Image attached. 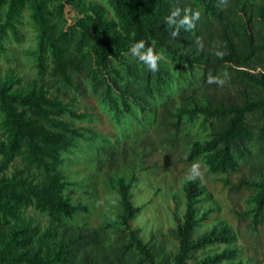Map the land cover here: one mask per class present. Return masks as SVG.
Returning a JSON list of instances; mask_svg holds the SVG:
<instances>
[{
  "label": "trees",
  "instance_id": "obj_1",
  "mask_svg": "<svg viewBox=\"0 0 264 264\" xmlns=\"http://www.w3.org/2000/svg\"><path fill=\"white\" fill-rule=\"evenodd\" d=\"M242 2L109 0L115 18H107L105 8L92 3L87 15L58 28L53 22L62 14L61 4L50 7L51 0H0V6H5L0 12V44L8 34L15 37V25L28 9L37 31L34 55L41 74L47 72L51 80L78 95L89 86L117 112L131 115V104H135L140 113L151 112L154 121L173 116L174 99L168 94L162 68L165 61L171 62L184 70L175 85L177 97L184 99L198 88L207 97L206 106L194 102L191 109L176 114L175 129H179L181 116H200L211 129L208 140L192 143L187 161L203 156L211 174L236 173L240 163L250 159L253 146L264 159V74L250 72L264 67V23L258 29L245 16L241 30L237 29ZM176 5L196 8L201 17L194 29H181L173 36L174 29L164 18ZM141 39L161 56L155 72L130 53V45ZM217 48L223 56L215 55ZM209 75L224 82L209 83ZM234 85L241 89L232 93ZM66 113L72 114L69 104L48 94L43 86L25 93L13 92L4 84L0 87L4 135L0 141V264H187L196 251L231 243L228 230L219 227L194 238L198 221L192 199L201 194L196 185L187 190V208L176 230L178 252L171 262L157 261V252L131 228L139 208L132 205L130 185L123 181L117 188L121 228H67L66 221L83 209L63 195L65 184L59 168L63 154L83 134L63 119ZM16 159L21 169L6 176ZM263 207L264 177L255 218ZM29 208L63 228V242L46 254L34 246L45 238H35L36 227L12 225L19 220V212ZM234 257L235 251L225 249L217 262Z\"/></svg>",
  "mask_w": 264,
  "mask_h": 264
},
{
  "label": "rangeland",
  "instance_id": "obj_2",
  "mask_svg": "<svg viewBox=\"0 0 264 264\" xmlns=\"http://www.w3.org/2000/svg\"><path fill=\"white\" fill-rule=\"evenodd\" d=\"M51 1L50 7L62 5V14L53 22L58 28L87 15L92 3L101 4L107 18H115L109 0ZM4 10L5 6H0V12ZM245 16L251 17L254 27L262 29L264 0H243L242 13L235 21L237 29L241 30ZM15 30V37L8 34L0 44V87L4 84L13 92L25 93L43 86L48 94L57 95L69 104L72 114H64L63 119L83 134V139L75 141L63 154L59 168L65 184L63 195L83 209L72 221H66L67 228L100 229L106 225L121 228L122 208L117 188L119 181H123L130 185L132 205L139 208L131 228L139 232L143 243L157 252V261L171 262L178 252L176 230L187 208V190L196 185L201 194L192 199L198 221L194 238L219 227L228 230L231 243H216L196 251L187 264L202 261L264 264V207L254 216L264 177V159L257 156L253 146L250 159L241 162L236 173L229 174H211L203 156L187 161L192 143L208 140L211 129L200 116L192 119L181 116L179 129L174 127L180 110L191 109L194 102L202 107L207 105L206 93L201 88L195 94L188 93L184 99L177 97L175 85L183 69L175 68L169 61L162 66L168 94L174 99L172 117H158L154 121L151 112L142 114L135 104H131L132 114L128 115L112 109L89 86L78 95L51 80L47 72H39L34 55L37 31L28 9L22 13ZM250 72L264 74V67ZM240 89L234 85L231 91ZM235 96L240 98L238 94ZM0 141H4L2 114ZM193 163L200 164L201 175L188 180ZM20 169V161L16 159L5 175L11 176ZM20 224L36 227L35 238L45 237L43 243H34L42 254L63 242V228L56 227L49 217L33 208L19 212V220L12 225ZM225 249L235 251L234 259L217 262Z\"/></svg>",
  "mask_w": 264,
  "mask_h": 264
},
{
  "label": "clouds",
  "instance_id": "obj_3",
  "mask_svg": "<svg viewBox=\"0 0 264 264\" xmlns=\"http://www.w3.org/2000/svg\"><path fill=\"white\" fill-rule=\"evenodd\" d=\"M181 13L183 14L181 15ZM200 17V10L191 6L180 7L176 5L171 7L169 14L164 18V21L166 22L167 26L174 29L172 35L177 36L180 34L181 29L187 31L194 29L196 27V22L200 19ZM130 53L143 62L147 69L153 72L158 70V60L161 59V56L155 53L151 46H147V42L145 40L141 39L131 44ZM215 55L223 56L224 52L217 48L215 49ZM208 82L222 84L224 80L218 76L209 75ZM200 175V164L193 163L187 179L194 180Z\"/></svg>",
  "mask_w": 264,
  "mask_h": 264
}]
</instances>
